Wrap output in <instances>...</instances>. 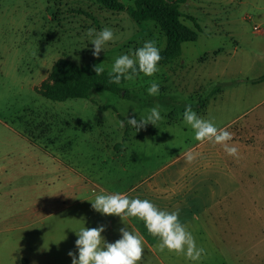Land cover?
Listing matches in <instances>:
<instances>
[{
	"label": "rangeland",
	"instance_id": "rangeland-1",
	"mask_svg": "<svg viewBox=\"0 0 264 264\" xmlns=\"http://www.w3.org/2000/svg\"><path fill=\"white\" fill-rule=\"evenodd\" d=\"M120 1L122 11L97 0H0V264H72L76 232L101 225L107 243L121 228L143 238L139 264H264V0H182L183 22L202 27L197 40L153 76L126 80L128 97L42 96L37 88L60 58L110 71L149 40L165 48L155 22L130 16L136 0ZM105 27L114 39L94 57L87 30ZM153 81L159 94L149 96ZM189 105L233 133L239 159L193 138ZM156 106L162 119L135 133L127 118ZM189 150L200 154L190 164ZM99 194L178 210L206 255L192 262L158 251L143 221L95 211L88 200Z\"/></svg>",
	"mask_w": 264,
	"mask_h": 264
},
{
	"label": "clouds",
	"instance_id": "clouds-1",
	"mask_svg": "<svg viewBox=\"0 0 264 264\" xmlns=\"http://www.w3.org/2000/svg\"><path fill=\"white\" fill-rule=\"evenodd\" d=\"M86 35L90 38V43L94 46L92 54L99 57L104 46L114 39L113 31L105 27L100 31L89 28ZM161 60L160 49L155 41L149 40L142 47L136 49L132 55L124 54L115 59L108 73L109 83L119 85L121 80H134L140 73L145 76H153L159 71L157 67ZM97 75L104 72L102 65H93ZM160 85L153 81L148 88V95L159 94ZM162 119L159 106L150 109L147 115L136 118H127V124L135 129V133L145 128L149 123L156 126ZM185 125L190 127L194 133L193 138L200 143L208 141L213 145L223 146L225 153L231 157L239 159V149L237 146H229L228 141L233 139V133L218 129L210 120L203 119L193 111L192 107L186 106L183 113ZM119 126L123 128L125 121H119ZM199 153L187 151L184 158L187 163H192ZM91 201L92 208L103 215H116L125 221V218H137L144 222L148 233L158 238L157 249L160 252L167 250L169 253L183 255L192 262L199 261L206 255L203 247H197L195 238L187 231L179 220V211L171 213L158 209L148 200L139 198L129 199L121 194H99ZM105 231V226L96 228H81L76 235L75 241L78 249V258L69 251L72 257V264H139L143 259V238L139 235L121 228V238L114 243H107L101 233ZM103 241V245H102Z\"/></svg>",
	"mask_w": 264,
	"mask_h": 264
},
{
	"label": "trees",
	"instance_id": "trees-1",
	"mask_svg": "<svg viewBox=\"0 0 264 264\" xmlns=\"http://www.w3.org/2000/svg\"><path fill=\"white\" fill-rule=\"evenodd\" d=\"M103 7L122 11L124 5L120 0H97ZM182 0H136L128 11L133 20L138 23L153 21L165 34L167 42L160 51L161 60L158 65H167L182 55V44L196 41L202 27L195 17H192L194 28L186 25L180 10ZM157 65V66H158ZM109 71L97 75L95 72L80 67L68 58L58 59L52 66L48 77L37 88L38 92L53 101L68 99H90L94 92L108 91L128 97V91L123 87L126 80L119 85L109 83ZM143 73H140L141 75ZM264 79V75L261 77Z\"/></svg>",
	"mask_w": 264,
	"mask_h": 264
},
{
	"label": "built area",
	"instance_id": "built-area-1",
	"mask_svg": "<svg viewBox=\"0 0 264 264\" xmlns=\"http://www.w3.org/2000/svg\"><path fill=\"white\" fill-rule=\"evenodd\" d=\"M254 30H256V31L259 33V32H260V27L257 26V25H255V26H254Z\"/></svg>",
	"mask_w": 264,
	"mask_h": 264
}]
</instances>
